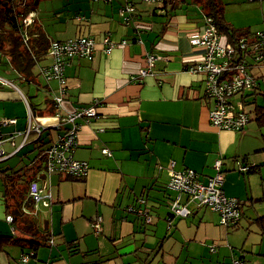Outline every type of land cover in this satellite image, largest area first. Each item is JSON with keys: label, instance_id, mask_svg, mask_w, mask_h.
<instances>
[{"label": "crops", "instance_id": "1", "mask_svg": "<svg viewBox=\"0 0 264 264\" xmlns=\"http://www.w3.org/2000/svg\"><path fill=\"white\" fill-rule=\"evenodd\" d=\"M220 1L223 18L234 28L251 34L264 28V0ZM125 2L66 0L52 29L33 11L29 36L43 33L49 42L82 36L96 40L92 59L74 58L67 64L60 106L54 103L62 94L59 81H47L40 72L52 61L48 51L35 60L29 74L11 64L26 83L24 91L9 88L16 85L0 76L11 82L0 79V98L28 107V112L0 114V122L16 119L0 127L6 154L0 161V235L11 237L0 238V264H264V127L255 117L242 131L219 129L210 122L214 99L206 96L205 76L189 69L206 50L190 41L204 30L205 11L197 0H185L166 16L157 5L136 2V13L126 20L120 14ZM105 35L115 43L109 53L102 43ZM222 40L227 37L222 35ZM7 46L11 50L13 44ZM149 53L160 59L151 74L141 76ZM254 72L262 88L264 67ZM254 93L249 102L257 99ZM92 104L98 106V117L77 120L81 129L73 154L88 162V174L49 175L43 155L71 126L65 115ZM29 121L42 126V132L32 131L26 138ZM219 158L225 194L241 201L239 223L223 225L217 211L193 204L189 216L174 215L172 203L180 193L168 186L171 170L191 168L207 181ZM239 163L250 169L241 171ZM29 181L52 195L50 207L28 203ZM7 197L34 217L42 233L50 229L49 240L37 250L14 241L30 236L7 221ZM141 197L146 202H139ZM129 206L147 210L151 222ZM96 216L102 217L99 233L91 223ZM30 250L35 254L21 261L22 253Z\"/></svg>", "mask_w": 264, "mask_h": 264}, {"label": "built area", "instance_id": "2", "mask_svg": "<svg viewBox=\"0 0 264 264\" xmlns=\"http://www.w3.org/2000/svg\"><path fill=\"white\" fill-rule=\"evenodd\" d=\"M27 0H22L26 4ZM108 1V0H106ZM136 2H142L149 5L161 7L164 0H126L120 8V14L129 20L132 14L136 13ZM24 4V5H25ZM31 11L23 20V29H26V35L22 29L25 39H28L27 27L31 24L33 18ZM192 44L201 45L206 48L201 59L195 64L189 66L193 73H201L205 76V93L207 97L214 99V106L210 110L209 118L213 126L219 129H229L242 131L253 118V111L248 103L250 94L257 90L259 84L258 76L254 69L264 67V29L256 32L251 37H242L239 42L240 53L230 42L223 43L221 34L216 27L211 16H205V28L202 32L190 37ZM105 52L109 53L115 46L112 38L105 35L103 42ZM96 40L91 36H82L78 38H69L65 40H51L48 46V54L52 61L48 65H43L40 69L41 74L47 80H58L60 83L61 95L54 98V103L58 107L63 101L64 90L66 89L67 79L65 70L67 64L74 58L92 59L95 53ZM160 59L155 53L146 55V67L141 69L140 75L146 76L153 72L154 64ZM3 83H10L0 77ZM239 96L236 103L233 97ZM98 117V106H84L65 115V120L71 123V126L52 141L51 145L44 152L47 173L60 174L74 178H82L88 174L90 166L87 161L73 158V154L79 146V133L81 124L77 121L83 119L85 122H91ZM16 119H6L1 124L14 123ZM61 126H58L59 129ZM35 131L40 134L42 126L29 121L26 130V138L29 133ZM4 136L0 132V161L4 160L6 154L2 147ZM104 152H108L104 149ZM174 164L170 165L173 168ZM222 160L215 161L214 168L216 172L210 176L207 181L200 178V174L191 168L176 171L172 169L171 178L168 186L180 193L172 203V213L178 216H189L192 212L193 204L195 206L208 207L220 214V223L229 227L236 226L241 219V201L236 197H228L223 190L224 173L221 171ZM239 169L247 172L250 165L239 163ZM187 195V201H181V195ZM29 198L34 203L42 202L46 207L52 204V195L44 193L42 187L36 181L29 184ZM139 202L144 203V197L139 198ZM131 211H137L144 216L146 222H151V215L147 210L135 209L132 206L127 208ZM7 221L13 223V216L8 215ZM94 232L99 233L102 229V217L96 216L92 221ZM35 254L34 250L23 252L21 261L27 262ZM235 264H248L244 261H236Z\"/></svg>", "mask_w": 264, "mask_h": 264}, {"label": "trees", "instance_id": "3", "mask_svg": "<svg viewBox=\"0 0 264 264\" xmlns=\"http://www.w3.org/2000/svg\"><path fill=\"white\" fill-rule=\"evenodd\" d=\"M30 0L26 1V4H22V0H0V52L5 53L8 49L7 44L10 42V45L13 44L9 53L11 55L10 62L13 67L18 70L20 73H28L31 71L32 67L35 65V60L40 58L48 49L49 41L48 38L43 34L39 33L38 35L29 36L25 41L24 37L21 35L23 28V20L25 17L34 9L31 7ZM36 4L40 0H31V2ZM185 0H164L162 5V10L166 16L172 15L174 12L178 11L182 7ZM200 3V6L205 11L206 15H209L213 18L216 27L218 28L219 33L227 37L226 42H230L238 50L237 56L240 53L239 42L242 37H251V31L249 29H238L234 28L232 25L227 23L223 18V4L220 0H197ZM25 4V5H24ZM34 34V33H33ZM223 43H226L222 40ZM15 44V45H14ZM261 89L257 86L256 88ZM257 90L252 95L257 94ZM263 95V102L257 103L254 98V101L248 102L249 104H255V110L253 113L254 119L258 122L261 127H264V92L259 93ZM257 96V95H256ZM43 157H45L43 155ZM43 158H41L42 160ZM223 172V170L221 169ZM18 172V171H17ZM70 178V176H67ZM74 178V177H72ZM28 182V181H27ZM30 182V181H29ZM29 193V192H28ZM11 198H6V204L8 212L13 216V225L16 230H20L23 234L27 233L30 237L17 238L14 241L21 242V244L28 245L31 247L39 248L41 244H45L46 240L48 241L51 235L50 229H39L37 222L35 221L32 215L25 213L22 210V207H14L10 203ZM29 204L33 203L32 200L28 201ZM19 204V203H18ZM31 235H30V234ZM11 239L10 236L0 235V238ZM41 239V240H40ZM48 243V242H47Z\"/></svg>", "mask_w": 264, "mask_h": 264}, {"label": "rangeland", "instance_id": "4", "mask_svg": "<svg viewBox=\"0 0 264 264\" xmlns=\"http://www.w3.org/2000/svg\"><path fill=\"white\" fill-rule=\"evenodd\" d=\"M65 1L66 0H40L38 3L34 4L31 0L29 1L31 7L34 9V11L38 14L39 21H42L43 18H45L44 25L47 26L49 29H52L54 25H56V13L59 11H64L65 9ZM227 3V5L233 4L237 0H222ZM248 6V5H246ZM264 29V28H263ZM261 29V30H263ZM260 31V30H259ZM6 53V54H5ZM5 53L0 52V76L6 78L7 80L13 81V83L16 85V87L10 86L9 88L15 89L16 91L18 89H22L24 91V86H26V83L24 81H21L19 79V75L15 72V70L11 66V62L8 58L9 50L7 49ZM36 69V68H35ZM7 90V89H5ZM264 92V84L262 85L261 89L257 90V103L263 102V95L259 93ZM13 98L4 99L0 98V114L3 112H12V111H18L21 110L22 112H28V107L26 106L25 102L23 105L16 104L14 101H12ZM254 104V103H253ZM250 104L252 107L255 105ZM254 112L255 107L251 108ZM256 122V121H254ZM186 197V194H184ZM45 207H40V209H43ZM50 216V215H49ZM50 223L52 221V218L50 216L49 218ZM12 231V227H11ZM49 249V248H48ZM31 264V263H30ZM41 264V263H40Z\"/></svg>", "mask_w": 264, "mask_h": 264}, {"label": "clouds", "instance_id": "5", "mask_svg": "<svg viewBox=\"0 0 264 264\" xmlns=\"http://www.w3.org/2000/svg\"><path fill=\"white\" fill-rule=\"evenodd\" d=\"M163 4H164V3H163ZM160 8H162V6H161Z\"/></svg>", "mask_w": 264, "mask_h": 264}]
</instances>
